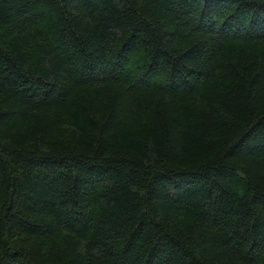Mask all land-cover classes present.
<instances>
[{"label":"trees","instance_id":"obj_1","mask_svg":"<svg viewBox=\"0 0 264 264\" xmlns=\"http://www.w3.org/2000/svg\"><path fill=\"white\" fill-rule=\"evenodd\" d=\"M0 264H264V0H0Z\"/></svg>","mask_w":264,"mask_h":264}]
</instances>
